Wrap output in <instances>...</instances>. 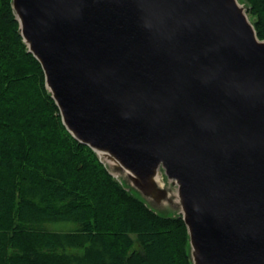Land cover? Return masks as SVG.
Listing matches in <instances>:
<instances>
[{"label": "water", "instance_id": "95a60500", "mask_svg": "<svg viewBox=\"0 0 264 264\" xmlns=\"http://www.w3.org/2000/svg\"><path fill=\"white\" fill-rule=\"evenodd\" d=\"M11 6L67 130L150 210L183 217L190 263L264 264V40L248 5Z\"/></svg>", "mask_w": 264, "mask_h": 264}, {"label": "trees", "instance_id": "16d2710c", "mask_svg": "<svg viewBox=\"0 0 264 264\" xmlns=\"http://www.w3.org/2000/svg\"><path fill=\"white\" fill-rule=\"evenodd\" d=\"M264 40V0H243ZM181 215L127 191L64 125L0 0V264H191Z\"/></svg>", "mask_w": 264, "mask_h": 264}, {"label": "rangeland", "instance_id": "374dc122", "mask_svg": "<svg viewBox=\"0 0 264 264\" xmlns=\"http://www.w3.org/2000/svg\"><path fill=\"white\" fill-rule=\"evenodd\" d=\"M240 2L246 4L243 0H240ZM167 184L171 186V188L173 189V191H175L176 186H172V184L170 183V181H167ZM147 200H148V202L150 204L153 203L150 199L147 198ZM173 212H175V211H173Z\"/></svg>", "mask_w": 264, "mask_h": 264}]
</instances>
